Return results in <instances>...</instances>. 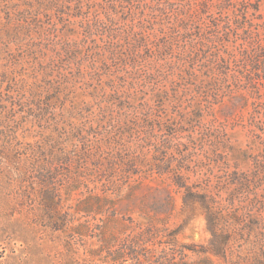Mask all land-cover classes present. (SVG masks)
<instances>
[{
    "label": "rangeland",
    "instance_id": "obj_1",
    "mask_svg": "<svg viewBox=\"0 0 264 264\" xmlns=\"http://www.w3.org/2000/svg\"><path fill=\"white\" fill-rule=\"evenodd\" d=\"M0 264H264V0H0Z\"/></svg>",
    "mask_w": 264,
    "mask_h": 264
},
{
    "label": "trees",
    "instance_id": "obj_2",
    "mask_svg": "<svg viewBox=\"0 0 264 264\" xmlns=\"http://www.w3.org/2000/svg\"><path fill=\"white\" fill-rule=\"evenodd\" d=\"M184 202L185 203L198 202L206 209L208 227L210 232H212V253L221 256L224 252V249L226 248L227 239L223 238L222 235L220 234L219 232L220 220L218 219L217 214L215 215L213 213V210L211 211V208L209 207V204L205 196L188 192V194L184 196Z\"/></svg>",
    "mask_w": 264,
    "mask_h": 264
}]
</instances>
